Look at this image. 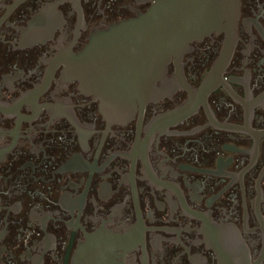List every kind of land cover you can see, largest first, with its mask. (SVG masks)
Returning <instances> with one entry per match:
<instances>
[{
	"label": "flooded vegetation",
	"instance_id": "obj_1",
	"mask_svg": "<svg viewBox=\"0 0 264 264\" xmlns=\"http://www.w3.org/2000/svg\"><path fill=\"white\" fill-rule=\"evenodd\" d=\"M226 1L0 0V264H264V0Z\"/></svg>",
	"mask_w": 264,
	"mask_h": 264
},
{
	"label": "water",
	"instance_id": "obj_2",
	"mask_svg": "<svg viewBox=\"0 0 264 264\" xmlns=\"http://www.w3.org/2000/svg\"><path fill=\"white\" fill-rule=\"evenodd\" d=\"M226 1V0H225ZM239 5H240V0H227L226 1V6L228 7H231L232 11H237L238 8H239ZM176 7H174L173 10H175ZM159 10L156 11V13H159L158 12ZM167 13H174L175 12H170V11H167ZM180 21L179 19L175 18V17H168L167 18V30H168V33H167V41H168V55H170L171 53H174V49L171 48V46L173 44H178L181 36L179 35V27H180ZM128 30V28H126ZM143 28H135V30H142ZM136 40H138V35L137 37L135 38ZM135 46H138V45H135Z\"/></svg>",
	"mask_w": 264,
	"mask_h": 264
}]
</instances>
